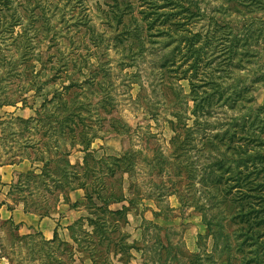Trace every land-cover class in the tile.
Segmentation results:
<instances>
[{
	"label": "rangeland",
	"instance_id": "374dc122",
	"mask_svg": "<svg viewBox=\"0 0 264 264\" xmlns=\"http://www.w3.org/2000/svg\"><path fill=\"white\" fill-rule=\"evenodd\" d=\"M70 83L64 100L108 92L111 112L55 111L51 90ZM22 85L24 103L6 104ZM89 126L83 161L71 137ZM127 149V199L107 207L126 214L102 213L99 237L73 186ZM2 165L0 205L47 212L57 231L47 244L0 212V264H264V0H0Z\"/></svg>",
	"mask_w": 264,
	"mask_h": 264
},
{
	"label": "trees",
	"instance_id": "16d2710c",
	"mask_svg": "<svg viewBox=\"0 0 264 264\" xmlns=\"http://www.w3.org/2000/svg\"><path fill=\"white\" fill-rule=\"evenodd\" d=\"M48 19L46 18L44 20L45 24L47 23ZM48 27V26H47ZM203 46V45H201ZM196 58V56H195ZM94 66L89 64L88 68H86V64L84 66V68L79 67L81 74L85 75L84 73H82V69H86L89 71H92L91 69H93ZM101 70V69H100ZM106 74L108 73L107 71L105 72ZM41 82L39 84H32V87H35L37 90L39 88H42V84ZM90 85L92 84L91 82L89 83ZM96 84L99 86V88L101 89V84L98 83H93V85ZM71 86V83L68 87H62V90L57 91V90H51V93H53V96L55 95V97H52L51 101L53 103H57L55 106L54 104L52 105L55 111H61L63 109L67 110V112L70 114L72 112H76L80 109H87V111L89 110V108L93 105H97L99 104V108H101L105 113H110V107H111V96L108 94V92H104V95L99 97L98 100H96L95 102H92V98L91 99H80L77 95H74L73 97L69 98V100H64L63 95H67L68 92L66 90H69ZM76 86L74 83L72 84V87ZM22 88L18 91V89H16L18 91V95L14 98H8V100H3L5 101L6 104H10V105H15L17 102L22 101L24 103V94H26L28 92L27 88H25L23 85L21 86ZM43 87H45L43 85ZM195 83L192 85V90L194 91L195 88ZM15 90V91H16ZM65 91V92H64ZM44 94H48L49 92H46L44 90L43 92ZM46 102V101H45ZM86 102H89L88 104H86ZM69 105V106H68ZM67 106V107H66ZM40 108L44 109L45 111L42 112L43 115H45L46 117H52L54 116V113L51 112L52 107H47L46 105L43 104ZM41 110V109H40ZM67 116H70V115ZM65 122L68 123L69 127L70 125H75L74 122H71L70 120L65 119ZM28 121L25 120L23 121V124L25 125L26 129V125H27ZM120 123V122H119ZM110 129L107 131L109 132H113L115 134H127L128 133V128L125 124L120 123L116 126V124L114 122H111L110 124ZM109 128V126H108ZM70 131L71 128L69 127ZM96 138V134L95 132L92 130L91 126H89L88 128L82 129L81 132H79L78 136H72L71 139L73 141H76L77 144L79 145V151H82L84 153V156L82 157V160L84 161L85 158L87 157H91V159H94L91 155L90 152L92 150L89 149V146L91 144L92 139ZM135 154L137 152L131 150V149H127L119 154H112V155H106L104 157V160H108L106 162H102V160L97 161L101 162L102 164L105 165L106 169L109 170L106 172L105 174V179H101L98 184L94 185V186H85L83 183L78 182L75 183L76 186H73L74 188H80L84 191V198L86 201H88V203L94 207L95 209H93L91 211V213L94 215V219L91 218H87L88 220V225H90V227L92 228L93 233H96L99 237L102 236L103 233L106 232L107 228H108V224L105 220V218H103L105 213H110L111 218H119L122 217L124 218L125 214H126V210L127 208L123 205L120 204V206H118L117 209H113V210H109L107 209V207L111 204H119L122 203L123 201H125L127 199V196L125 194V191L123 190V185H122V181H123V177L124 175H130L131 171L134 168L133 162H131V156H133V153ZM70 154V152L68 151L67 154ZM44 164L47 163V159L44 160ZM117 175V176H114ZM115 177V178H114ZM106 178H109V180H106ZM119 182L118 186L116 184H113V181H117ZM131 186V184H130ZM71 187V188H73ZM71 190V189H70ZM66 201V199H65ZM87 203V204H88ZM70 206L74 207V203H70ZM26 210V209H25ZM96 210H98L96 212ZM109 210V211H108ZM47 212H43L42 214H39L40 216H47L46 214ZM104 213V214H102ZM100 225V226H99ZM95 226L97 228H95ZM69 229L71 230V227H69ZM71 237V235H70ZM56 238V231L54 232V235L51 239L45 240V242L47 244H51ZM91 257V261L92 264H95V262L93 261L92 256Z\"/></svg>",
	"mask_w": 264,
	"mask_h": 264
},
{
	"label": "crops",
	"instance_id": "0c3cea01",
	"mask_svg": "<svg viewBox=\"0 0 264 264\" xmlns=\"http://www.w3.org/2000/svg\"><path fill=\"white\" fill-rule=\"evenodd\" d=\"M12 169L13 166L11 165L0 166V187L4 186L3 178L7 175L10 176L12 173ZM0 191V196H5L3 190ZM6 204L7 202L0 205V212H2V217L11 218L16 223H22L25 225L27 224V226H39L42 231V235L46 240L51 239L54 235V232L57 231V223H54L50 217L36 216L34 213H31L29 211L24 212L23 210L11 211L7 208Z\"/></svg>",
	"mask_w": 264,
	"mask_h": 264
}]
</instances>
